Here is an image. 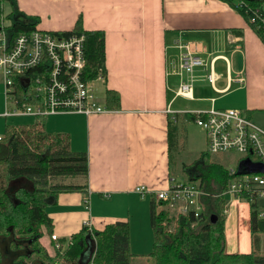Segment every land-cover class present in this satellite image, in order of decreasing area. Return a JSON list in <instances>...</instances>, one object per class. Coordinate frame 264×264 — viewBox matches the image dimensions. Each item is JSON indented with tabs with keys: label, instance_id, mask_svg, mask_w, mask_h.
I'll return each instance as SVG.
<instances>
[{
	"label": "crops",
	"instance_id": "0c3cea01",
	"mask_svg": "<svg viewBox=\"0 0 264 264\" xmlns=\"http://www.w3.org/2000/svg\"><path fill=\"white\" fill-rule=\"evenodd\" d=\"M16 5L20 12L36 16V28L42 31H70L79 17L84 30L102 31L106 76L93 82L94 98L106 107V90L119 95V107L101 114L57 113L43 118L46 132L68 135L71 151L85 153L88 160L87 177L78 176L71 183L82 190L60 192L55 203L45 207L52 234L65 249L84 221L93 231L126 222L128 250L135 256L132 264L147 263L143 257L153 244L151 197H141L135 188L163 189L174 179L172 137L181 142L187 131V141L195 140L193 117L181 111L238 109L264 130V41L223 0H31L29 4L16 0ZM4 9L2 5L3 14ZM178 44L188 46L204 64L194 69L190 98L175 96L184 79L174 71L181 51ZM211 71L212 83L206 79ZM177 99L188 105L174 106ZM4 105L0 79V116ZM205 144L204 135L196 138L195 160L206 152ZM185 172L181 169L178 177L188 178ZM237 204L228 218L230 203L226 208V254L248 253L251 248L249 205ZM44 243L52 256L50 235Z\"/></svg>",
	"mask_w": 264,
	"mask_h": 264
},
{
	"label": "trees",
	"instance_id": "16d2710c",
	"mask_svg": "<svg viewBox=\"0 0 264 264\" xmlns=\"http://www.w3.org/2000/svg\"><path fill=\"white\" fill-rule=\"evenodd\" d=\"M0 0V17L4 16ZM11 11L5 15L9 21L6 28L9 37L17 33L36 30L38 18L28 16L17 9L16 0H9ZM241 14L250 27L264 40V0H223ZM255 13L259 16L255 17ZM254 18V21L251 19ZM2 20V19H1ZM64 36H84L85 69L83 80L97 77L104 69V34L102 31H86L79 17L70 31L55 32ZM37 71L28 72L15 79V91L20 101H29L38 93L34 80ZM107 109L119 107V95L105 91ZM185 115V114H184ZM191 117V116H190ZM192 118V117H191ZM43 120L35 118L33 124H5L0 140V264H45L37 263L32 255L39 239L45 233L52 235V221L45 212L48 204L55 203L58 193L82 190L79 185H49L55 177L88 175V160L85 153L73 152L69 137L63 133H48L43 129ZM207 152H202L196 161L186 165L189 170L195 165H209ZM255 158H253L254 160ZM236 174H239L236 168ZM195 175V176H194ZM198 174L189 176L194 181L203 178ZM229 176L223 173L219 191L226 189ZM23 182L24 185H17ZM218 194L210 205L209 198H200L201 216H178L172 219L164 210L156 211L154 200L150 201V225L153 232L152 251L143 258L148 264H264L260 251V239L264 233V220L258 219L257 205L249 204V233L251 248L248 253L226 254L224 252V208L227 201ZM208 200V201H207ZM217 217L212 223L210 216ZM172 222L173 231L167 230ZM172 225V224H171ZM94 245L92 257L82 258L88 243ZM60 248L63 242L59 241ZM55 249V248H54ZM56 257L69 264H132L135 258L128 250V224L115 222L101 231H88L82 227L71 237L65 249H55ZM47 258V256H46ZM49 258V257H48ZM54 257L47 259L53 261Z\"/></svg>",
	"mask_w": 264,
	"mask_h": 264
},
{
	"label": "built area",
	"instance_id": "2783aa9c",
	"mask_svg": "<svg viewBox=\"0 0 264 264\" xmlns=\"http://www.w3.org/2000/svg\"><path fill=\"white\" fill-rule=\"evenodd\" d=\"M259 16L255 13V17ZM4 21V20H3ZM254 21V18L251 19ZM264 23V19H263ZM5 26L0 22V77L4 86L5 110L1 118L32 117L44 118L57 113H81L91 116L107 112V108L96 103L93 82L104 81L102 70L91 81L83 80L86 61L84 54V36L71 34L64 36L55 32L36 29L30 33H17L8 37ZM264 41V40H263ZM181 49L175 73L181 80L175 90V96L190 98L194 84V69L203 66L201 59L192 53L188 46L178 44ZM37 71L34 80L35 95L29 101H20L15 91V79L28 72ZM208 82L214 80L213 73L206 75ZM169 114L175 111L166 110ZM190 114L193 122L199 127L206 140V152L213 155L237 154L240 160L264 164V130L258 127L238 109H214L181 111ZM2 135H0V140ZM253 158H255L253 160ZM229 180L222 197L229 195L223 213L232 200L256 204L264 202V173L236 174V169L227 170ZM141 197L149 195L154 200L156 211H167L174 217L191 215L198 219L201 216L200 198L208 194L200 190L193 181L176 182L170 178L166 188L152 190L146 186L135 188ZM86 204L87 201H84ZM258 219L264 220V204L257 207ZM83 227L88 231L90 222L84 221ZM53 248H60L59 238L52 234ZM264 240V233L261 235ZM71 239L67 242V245ZM67 247V246H65Z\"/></svg>",
	"mask_w": 264,
	"mask_h": 264
},
{
	"label": "rangeland",
	"instance_id": "374dc122",
	"mask_svg": "<svg viewBox=\"0 0 264 264\" xmlns=\"http://www.w3.org/2000/svg\"><path fill=\"white\" fill-rule=\"evenodd\" d=\"M22 1H24L25 4H29L31 2V0H22ZM3 7L5 8L4 9V15H6L8 12L10 13L11 5H10L9 0L4 1ZM45 11H48V9H46ZM3 20H5V16H2V18L0 17V22H3V24H4ZM5 22H7V21H5ZM8 23H9V21H8ZM9 26H10V24L5 26L4 30H6V28ZM48 32H51V31H48ZM0 79H1V77H0ZM94 85L96 87V84H94ZM2 87H3V93H4L3 84H2ZM40 93L41 92L38 91V98L41 97ZM1 101H3V99H1ZM186 105H188V103L184 102L181 99H177L176 102L174 103V106H176V107H184ZM1 110L2 111L5 110V105L1 107ZM176 112H178V111H176ZM31 120H32V118H30V117L29 118L28 117H12V118H7V119L0 118V127H3V124H7V123H9V124L13 123L14 125L15 124L17 125V124H21V123H26V122L31 121ZM191 123L192 122H190L189 124H191ZM192 125H193L192 134H193V136H195L194 141H187V138H186L187 131L185 132L184 136L182 137L181 142H180V140H177V139L174 140V137H172V141L175 143V146L173 149H171V170H172L171 172L173 175L172 177L175 179L176 182L182 183V182H190L191 181L188 178L180 179L177 174H179L181 172V169L184 171V167L187 165V163L190 164L193 162V160L196 161L195 160L197 158V153L195 152L196 138L204 135L203 131L199 127H197L195 123ZM1 130H2V128H0V132H1ZM205 143H206V140H205ZM239 157H240V155H237V154H226V155L208 154L207 159H208L209 165H207V166H204L202 164L201 165H195L192 168H190L189 170H186L185 173L188 176H193V174H198L199 176L203 177V178H196L193 182L196 185L200 186V190L203 193L209 195V196L204 195L202 197L203 198L204 197L209 198L208 200L210 201V205H212L213 203L215 205V201H214V200H216L215 197H217L218 194H220L222 192L221 190L219 191L218 187H219V182L223 181V173L225 170L236 169L238 164H239V161L236 162V160ZM183 164H186V165L183 166ZM185 173H184V175H185ZM176 177H178V178H176ZM73 179L74 178H72V177H65V178L55 177V178L49 179V185H54L57 183H60V185H71V183H74L73 181H76ZM228 199H229V195H225L224 200L227 201ZM237 202H238V200H232L230 202L229 213L227 214V218L230 217L231 212H232L233 208L235 207V205H238ZM263 204H264L263 201L256 200L257 207H260ZM236 213H237L238 218H240L239 208H237ZM168 215L172 219L175 218L174 215H170V214H168ZM224 218H226V215ZM173 225L174 224L172 222H170V224L167 225V230L173 231L174 230ZM45 236L49 237V235L47 233H44L43 237L41 239H39L38 244H36V246H35V249H37V251H39V252L34 253L32 255V258L35 259L38 263L44 261L45 264H69L67 261L65 262L64 260H62L63 258L56 257V255H55L56 250L55 249L53 252L54 254L52 256H48L49 254L45 250V243H44ZM260 241H261L260 242V251L264 253V240L260 239ZM46 247L48 248V246H46ZM88 251H89V249H88ZM46 256H47V258H46ZM92 256H93L92 251H91V253L88 252V254H86L85 261L87 259L91 258ZM48 257L50 259H51V257H54L53 261L52 262L48 261L47 260V259H49ZM144 264H148V263H144Z\"/></svg>",
	"mask_w": 264,
	"mask_h": 264
},
{
	"label": "water",
	"instance_id": "95a60500",
	"mask_svg": "<svg viewBox=\"0 0 264 264\" xmlns=\"http://www.w3.org/2000/svg\"><path fill=\"white\" fill-rule=\"evenodd\" d=\"M237 171L239 175L248 174V173H257V172L264 173V164L259 162L254 163L251 162L249 159H245L239 162L237 166ZM210 219L211 222L214 223L216 222L217 217L215 215H211ZM93 249H94V245L91 242L88 243L87 249H85V251L87 250L86 251L87 253L85 252V254H88V252L91 253V251L93 252ZM85 254L83 253L82 256H84Z\"/></svg>",
	"mask_w": 264,
	"mask_h": 264
}]
</instances>
